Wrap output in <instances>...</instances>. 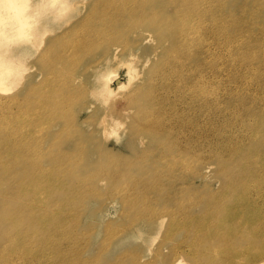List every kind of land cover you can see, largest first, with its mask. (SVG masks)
Masks as SVG:
<instances>
[{
    "label": "bare ground",
    "instance_id": "bare-ground-1",
    "mask_svg": "<svg viewBox=\"0 0 264 264\" xmlns=\"http://www.w3.org/2000/svg\"><path fill=\"white\" fill-rule=\"evenodd\" d=\"M56 1L50 0V4ZM69 1L60 0L64 6L55 7L54 13H60ZM120 1L92 0L84 17L75 18L49 41L47 52L50 60L77 71L78 54L83 49L97 47L101 39L117 42L104 48L106 53L102 62L112 59L124 66L128 79L117 85L116 89L120 91L127 88L134 78L140 77L133 63L134 42L139 44L147 36L149 42L159 47L158 58L150 72L126 92L122 106L113 111L130 117L128 127L133 141L140 139V133H146L154 143L164 139L168 141L158 146L153 144L137 153H123L99 139L109 136L104 117L111 116L109 114H104L98 122L92 120L95 126L101 127L100 135L95 134L96 144H91L93 140L89 138L70 140L68 133L53 131L54 124L84 125L77 116H81L82 109L85 110V104L79 100L87 93L94 98L101 94L104 100L98 99L103 103L116 98L115 91L103 86L97 95L93 85L83 86L87 83L83 76H67L56 70V63L39 57L34 64L39 65L41 79L31 74L28 82L19 86L21 71L27 68L23 66L22 56L38 45L35 38L39 30L34 25L36 13L42 10L30 11L33 4L30 0H0V197L3 194L0 199V244L5 248L3 255L13 252L32 257L34 252L30 245L42 244L44 247L52 246L55 256L63 261L68 252L61 244L78 238L70 230L75 223L64 219L63 210L74 219L75 206L86 212L89 199H99L98 191L105 186L116 185L109 198L121 201L125 212L136 214L134 217H145L150 225L152 219L146 217L147 214L149 217L156 215V218L163 216L161 221L167 215L168 225L173 215L189 208L187 215L193 210L200 213L201 217L195 216L194 221L196 224L202 222L203 233L196 235L195 240L227 247L224 251L220 249V254H223L213 260V264H264V249L251 247L257 237L249 235L253 228L264 230V213L258 211L262 200L264 202V196L259 193L264 191V104L259 103L264 100V0ZM44 3L45 0L36 4L37 9ZM111 9L122 11L112 12ZM133 19H138L137 26L141 27L136 28L129 22ZM45 31L47 29L41 27L39 33ZM124 31L135 32L136 40L120 37L119 33ZM31 33L33 38L27 39ZM22 40L18 47L13 44V41ZM25 41H30V46L26 47ZM213 41L219 53L228 48L234 50L240 59L238 64L251 73V79L261 91L254 97L253 104H245L243 100L246 119L241 121L245 130L236 129L239 136L230 138L223 148L227 153L215 159L220 163L217 176L222 178L218 189L198 188L188 181L197 176L195 168L200 158L196 159L195 154L202 145H196V149L183 146L171 137L173 131L165 122L158 120V116H167L170 112L165 95L167 89L168 92L171 90L168 86L172 85L173 79L168 81L167 78L179 76L183 85L188 87L191 85V73L196 81L203 85L207 83L206 76L202 74L204 63L201 59ZM227 51L224 54L227 55ZM124 54L127 58L123 57ZM146 63L143 60L142 65ZM73 79L82 85L74 84ZM145 81L150 84L142 86ZM13 89L14 92L6 96ZM75 103H78L75 107L78 112L72 107ZM55 113L56 116L65 114L51 122L49 117H56L53 116ZM38 114L46 116L47 124H40ZM149 124L154 129H149ZM40 127L45 130V136H35L34 132ZM43 140H46V146ZM57 142L59 145L64 143L65 147L60 145L63 148L58 146L54 149ZM25 144H30L31 148L25 149ZM167 145L168 148L164 149ZM191 155L196 164L188 174L183 171L187 169L183 161ZM172 157L174 165L163 168L165 161ZM81 166L87 170L84 176L76 174V168ZM120 167L124 169L120 170ZM104 179L106 184L100 186ZM197 191L206 193L205 197L209 199L198 200ZM13 197L17 200L22 197V200L17 209L8 211L4 202ZM53 199L56 200L54 204ZM152 203L162 204L157 208L158 212L153 210L155 205ZM24 207H29V211L23 213ZM177 227L180 224L175 229ZM173 260L172 264L181 262ZM130 262L142 264L133 263L131 257Z\"/></svg>",
    "mask_w": 264,
    "mask_h": 264
},
{
    "label": "rangeland",
    "instance_id": "rangeland-1",
    "mask_svg": "<svg viewBox=\"0 0 264 264\" xmlns=\"http://www.w3.org/2000/svg\"><path fill=\"white\" fill-rule=\"evenodd\" d=\"M30 1L33 3L30 11L42 10L41 13L40 11L36 13L34 28H38L40 32L41 27H44L47 31L44 33L38 32L35 38L38 45L32 47L29 52L22 56L24 59L23 66H27V68L25 70L21 69V82L19 86L26 84L31 74L34 78L41 79V72L38 69L39 65L34 64L37 57L41 60L47 58V62L56 63L55 60L48 58L47 46L49 45V41L55 38L65 26H69L75 18L84 17L89 11L88 6L92 0H70L68 5L58 14L54 13L55 7L64 6L60 4V0H57L54 4H50V0H45V3L39 9H37L36 4H41L44 0ZM107 1L109 3L121 2L120 0ZM111 11L121 12L122 10L115 11V9H111ZM75 12L79 13L73 18L76 14ZM72 14H74L71 17L73 19H69ZM138 19L129 20V22L137 26V23H139ZM138 27L141 26H137L136 28ZM119 34L122 38H129L134 41L137 36L132 31H124ZM28 37L27 39L33 38V34H29ZM146 38L147 36L142 41L140 40L139 44H135L134 42L135 46H133L135 56L133 63L136 68V73L140 77L134 78L124 90L119 91L116 89L121 81H127L128 79V74L124 66L118 65L112 59L102 62V58L106 53L104 48L109 44L117 43L114 41L110 43L112 40L109 38L99 40L96 44L97 47L83 49L78 54L80 60L77 64L79 65L77 71H75V68L69 69L64 64L56 63L58 67L56 70L66 73L67 76H74L76 74L83 76V79L87 82L83 86L88 85V87H91L93 85L96 87L97 95L103 86H108V88L114 89L116 98H112L107 102L103 101L102 103L99 102V99L104 100L101 94L97 98H94L90 93H87L85 98L81 97L79 100V102L81 101L85 104V110L82 109L80 111L81 116H77L78 121L81 120V122H84V125L77 127L74 124H68L66 126L54 124L52 127L53 131L61 134L68 133L70 140L75 138H89L93 140L91 144H96V140L94 139L96 135H100L101 127L100 125L95 126L92 120L98 122L99 118H102L104 114H109L111 116H104L106 119L105 125L110 131L109 136L106 139H99L103 140L104 143L112 144L114 148L120 149L123 153H131L134 151L137 153L138 150H142L143 148L154 145L158 146L168 142L164 139L154 143L146 133L138 134L140 139L135 138V141H133L130 137V127H128L130 125V117L124 116L123 113L119 112L113 113V111L118 110L122 106V100L126 92H129L138 84L139 80L144 79V76L150 72V67L158 58L156 53L159 51V47L154 42H149ZM22 42L23 40L13 41V44L18 47ZM214 43L215 41L211 42V48L204 52L201 59L204 63L202 74L206 76L207 83L203 85L201 81H196V77L191 73V85L188 87L183 85V81L179 76L167 78L166 80L168 81L173 79L171 81L172 85L168 86V88L171 86V90L168 92L167 89L165 95L166 106L169 105L170 108L167 107V109L170 112L168 111L167 116H158V120L160 122V119H162L165 122L167 127L173 131L171 137L179 140L183 146H193L195 148L196 145H202V149H198L199 151L195 154L196 159L200 158V163L195 168L197 176L192 178V181L191 178L188 181L192 182L198 188L208 187L218 189L222 184V178L217 176L220 163L215 159L219 155L227 153L223 148L227 146L230 138L239 136L235 131L236 129L242 128L245 130V124L241 121L246 119V111L242 105L244 104L243 100L246 101L245 104H253L255 102L254 97L259 96L258 94L261 91L259 90V85L251 79V73L246 71V69H242L238 64L240 59L236 57L234 50L229 48L225 49L228 50L227 55L224 54L225 50L219 53ZM23 44L28 47L30 46V41ZM123 57L127 58V54H124ZM143 60L147 61L145 66L142 65ZM147 82L145 81L142 86L150 84V82ZM73 83L80 84L79 81L75 80ZM13 92L14 89L8 92L6 96H9ZM260 101L262 102L259 103L263 105L264 100ZM77 105L78 103L73 104V109ZM78 110L75 109L77 112ZM56 114L53 116H56ZM64 114L62 113L60 116ZM38 115L41 117L39 119L40 124L46 123L44 119L46 116L42 114ZM60 116L49 118L51 122H54ZM178 126L181 130H179ZM151 128L154 129L152 124H149V129ZM34 133L35 136H45V130L41 129V127ZM59 142L57 144L55 143L54 149L58 148V146L60 147V145L65 147L63 142L60 145ZM98 142L100 143L99 140ZM43 144L46 146V140H43ZM8 147L9 144L5 149ZM29 147L31 148L30 144L24 145L25 149ZM163 148H168V145ZM82 155H84V152ZM98 156L96 155L95 157ZM21 159L25 160L24 158ZM172 159L173 157L165 161L163 168L174 165L171 162ZM183 163L187 168L183 169V171L188 174L189 172L192 173L193 166L196 164L195 158L191 155L185 158ZM76 169L77 175L84 176L86 174L87 170L85 167L81 166ZM122 169L124 168L120 170ZM134 170L136 169L134 168ZM105 171L107 174V170ZM106 182V179H104L100 182V186H104ZM113 187L116 188V185L105 186L98 191V201L89 199L85 206L86 212L78 210L75 206L74 219L69 212L65 211V209L63 210L64 219L75 223L70 230L78 237L72 242L64 241L61 244L62 248L67 249L68 252V257L66 256L63 261H60L55 256L56 254L52 246L44 247L42 244H32L30 246L34 255L29 257L25 254L21 255L13 252H9L4 256L3 251L5 248L0 244V264H80L82 261H89V264H131L130 257L133 263L141 262L142 264H172L174 263L173 259L180 260L181 262L179 264H213V260L223 254H220V249L224 251L227 248L225 245L217 246L206 240H195L196 235L203 233L202 222L199 221L196 224L194 221L195 216L201 217L200 213L193 210L190 215H187L189 208L183 213L179 212L173 215L168 225L167 215L164 216V221H161L163 216L156 218V215L149 217L147 214L146 217L152 219V224L150 225L145 217H139L138 215L134 217L136 214H128L125 212L122 208L121 201H112L109 198ZM259 193L264 196V191H260ZM189 195H194V193H189ZM195 195L200 197L198 198L200 201L209 199L208 196L205 197L206 193L204 192L197 191ZM2 197L3 194L0 199ZM21 200L22 197L18 200L17 197H13L10 201L4 202V208L8 211H14L17 209V204ZM55 201L53 199L52 203L54 204ZM192 202H194V197ZM152 204L155 205L153 210H156V212L159 210L157 208L162 205L160 203ZM259 207L258 211L263 214V200ZM27 211H29V207H24L22 210L23 213ZM78 217L79 221L77 222ZM133 218L135 219L134 221H132ZM178 224H180V227L175 229V226ZM99 229H102V232ZM172 231L176 233L173 234ZM249 235L255 238L257 237V241L250 244L251 247L254 246L264 249L261 246L264 245V230L260 231L259 229L253 228L250 230ZM76 251H79V253L77 254ZM5 258H8V260H5ZM241 261L243 262L244 260ZM242 264H246V262Z\"/></svg>",
    "mask_w": 264,
    "mask_h": 264
}]
</instances>
